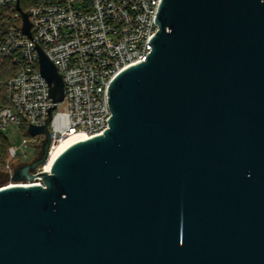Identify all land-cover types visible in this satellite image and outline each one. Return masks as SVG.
Masks as SVG:
<instances>
[{"label":"water","instance_id":"obj_1","mask_svg":"<svg viewBox=\"0 0 264 264\" xmlns=\"http://www.w3.org/2000/svg\"><path fill=\"white\" fill-rule=\"evenodd\" d=\"M156 20L154 50L109 88V129L44 187L0 188V264H264V0H163ZM55 109L13 182L48 159Z\"/></svg>","mask_w":264,"mask_h":264},{"label":"built area","instance_id":"obj_2","mask_svg":"<svg viewBox=\"0 0 264 264\" xmlns=\"http://www.w3.org/2000/svg\"><path fill=\"white\" fill-rule=\"evenodd\" d=\"M163 0H0V134L10 126L26 132L48 125L50 152L71 136L94 137L109 129V88L126 69L147 60L150 40L160 30L156 17ZM20 7V9H19ZM27 15L31 35L24 31ZM40 47L64 82V100L55 104L51 85L42 75ZM43 136L37 141V136ZM30 141L40 146L45 135ZM49 152V155H50ZM18 149H8L9 184L44 187L47 162L32 171L33 179L13 182ZM49 158V156H48ZM1 188V187H0Z\"/></svg>","mask_w":264,"mask_h":264},{"label":"rangeland","instance_id":"obj_3","mask_svg":"<svg viewBox=\"0 0 264 264\" xmlns=\"http://www.w3.org/2000/svg\"><path fill=\"white\" fill-rule=\"evenodd\" d=\"M3 136L10 146L18 149V157L13 161V164H11L12 167H18L20 162L30 163L38 157V154H41L40 146H37L33 141H30L33 137L26 132L25 125L19 129L10 126L7 131L3 132ZM34 138H36L37 141H42L44 139L42 135ZM8 167L9 165L7 164V169L9 171ZM8 171L6 172L7 174H2V177L0 178V187L9 184Z\"/></svg>","mask_w":264,"mask_h":264},{"label":"bare ground","instance_id":"obj_4","mask_svg":"<svg viewBox=\"0 0 264 264\" xmlns=\"http://www.w3.org/2000/svg\"><path fill=\"white\" fill-rule=\"evenodd\" d=\"M90 137L87 136H71L68 138L63 139L59 144H57L56 146L53 147V149L50 152L49 158L47 162V172L51 171V167L53 166L54 162L56 161V159L66 150V148H69L70 146L89 139ZM17 185H14L13 183L11 185H9L8 187H15ZM22 186V185H20ZM30 185H26L23 187H29Z\"/></svg>","mask_w":264,"mask_h":264},{"label":"trees","instance_id":"obj_5","mask_svg":"<svg viewBox=\"0 0 264 264\" xmlns=\"http://www.w3.org/2000/svg\"><path fill=\"white\" fill-rule=\"evenodd\" d=\"M6 77L4 74L0 75V93L3 91V84L5 82ZM10 145L7 143L6 139L4 138L3 134H0V178L2 174H7V164H8V149Z\"/></svg>","mask_w":264,"mask_h":264}]
</instances>
